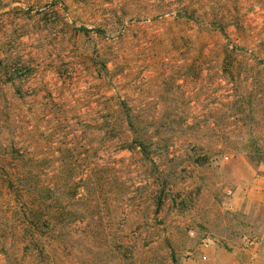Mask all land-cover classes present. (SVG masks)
Listing matches in <instances>:
<instances>
[{"label": "rangeland", "instance_id": "374dc122", "mask_svg": "<svg viewBox=\"0 0 264 264\" xmlns=\"http://www.w3.org/2000/svg\"><path fill=\"white\" fill-rule=\"evenodd\" d=\"M0 264H264V0H0Z\"/></svg>", "mask_w": 264, "mask_h": 264}, {"label": "built area", "instance_id": "2783aa9c", "mask_svg": "<svg viewBox=\"0 0 264 264\" xmlns=\"http://www.w3.org/2000/svg\"><path fill=\"white\" fill-rule=\"evenodd\" d=\"M190 234L194 235V231H191ZM208 241H209V238H208V239H205V240L203 241V243H204L205 246H209V242H208ZM204 258H207V257L204 256Z\"/></svg>", "mask_w": 264, "mask_h": 264}]
</instances>
